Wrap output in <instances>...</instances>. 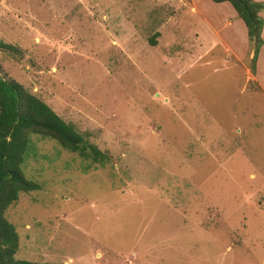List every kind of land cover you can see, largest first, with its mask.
Here are the masks:
<instances>
[{
	"label": "rangeland",
	"instance_id": "374dc122",
	"mask_svg": "<svg viewBox=\"0 0 264 264\" xmlns=\"http://www.w3.org/2000/svg\"><path fill=\"white\" fill-rule=\"evenodd\" d=\"M245 31L228 2L0 0L14 48L0 74L106 157L27 135L19 169L38 188L4 211L14 259L264 264V94Z\"/></svg>",
	"mask_w": 264,
	"mask_h": 264
},
{
	"label": "trees",
	"instance_id": "16d2710c",
	"mask_svg": "<svg viewBox=\"0 0 264 264\" xmlns=\"http://www.w3.org/2000/svg\"><path fill=\"white\" fill-rule=\"evenodd\" d=\"M228 2L243 22L248 44L252 45L251 73L262 43L260 31L264 2L255 0H211ZM154 45V40L149 39ZM13 46L0 41V52L11 51ZM29 133L53 138L64 149L81 158L101 162L104 153L84 139L71 124L64 122L45 102L27 91L20 83L0 74V264H37L16 260L13 255L18 245V234L4 217V211L14 203L18 194L36 190L38 185L26 179L19 169ZM45 264V263H42Z\"/></svg>",
	"mask_w": 264,
	"mask_h": 264
},
{
	"label": "crops",
	"instance_id": "0c3cea01",
	"mask_svg": "<svg viewBox=\"0 0 264 264\" xmlns=\"http://www.w3.org/2000/svg\"><path fill=\"white\" fill-rule=\"evenodd\" d=\"M255 1L264 2V0H255ZM259 15L262 18V27H261V31H260V37H261L262 43L259 47L256 59H255L254 70L252 73H250V75H251L250 77L256 83L257 87L264 94V11L259 12ZM206 23L208 26L211 27V25L209 24L208 21ZM236 23H238V27H241V25L238 21ZM234 30H235L234 32L238 33L241 40L246 42V40H244V38H243V34L241 35L239 28L235 27ZM245 34H246V31H245ZM229 43H230V41H229Z\"/></svg>",
	"mask_w": 264,
	"mask_h": 264
}]
</instances>
